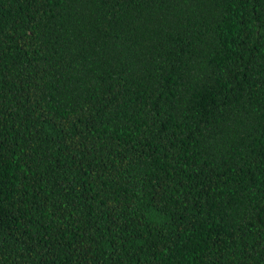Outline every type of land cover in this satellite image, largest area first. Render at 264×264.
<instances>
[{
    "label": "trees",
    "instance_id": "obj_1",
    "mask_svg": "<svg viewBox=\"0 0 264 264\" xmlns=\"http://www.w3.org/2000/svg\"><path fill=\"white\" fill-rule=\"evenodd\" d=\"M0 264H264V0H0Z\"/></svg>",
    "mask_w": 264,
    "mask_h": 264
}]
</instances>
